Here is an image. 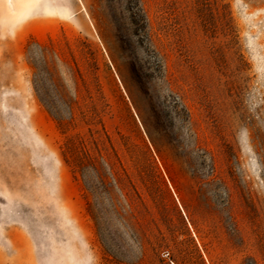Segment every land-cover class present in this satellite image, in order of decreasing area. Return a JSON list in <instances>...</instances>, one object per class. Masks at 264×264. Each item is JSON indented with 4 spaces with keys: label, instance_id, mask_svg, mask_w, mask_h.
Listing matches in <instances>:
<instances>
[{
    "label": "rangeland",
    "instance_id": "374dc122",
    "mask_svg": "<svg viewBox=\"0 0 264 264\" xmlns=\"http://www.w3.org/2000/svg\"><path fill=\"white\" fill-rule=\"evenodd\" d=\"M12 5L0 264H264V0Z\"/></svg>",
    "mask_w": 264,
    "mask_h": 264
},
{
    "label": "trees",
    "instance_id": "16d2710c",
    "mask_svg": "<svg viewBox=\"0 0 264 264\" xmlns=\"http://www.w3.org/2000/svg\"><path fill=\"white\" fill-rule=\"evenodd\" d=\"M143 186H144L145 191H146L145 192L146 196L155 205L158 201V196H157L156 190H154L152 188V186L150 185V183H147V182H143ZM134 194L139 198V195L137 194V192H134Z\"/></svg>",
    "mask_w": 264,
    "mask_h": 264
},
{
    "label": "built area",
    "instance_id": "2783aa9c",
    "mask_svg": "<svg viewBox=\"0 0 264 264\" xmlns=\"http://www.w3.org/2000/svg\"><path fill=\"white\" fill-rule=\"evenodd\" d=\"M162 256H163L164 258H168V253H163Z\"/></svg>",
    "mask_w": 264,
    "mask_h": 264
},
{
    "label": "bare ground",
    "instance_id": "6f19581e",
    "mask_svg": "<svg viewBox=\"0 0 264 264\" xmlns=\"http://www.w3.org/2000/svg\"><path fill=\"white\" fill-rule=\"evenodd\" d=\"M8 2H9V5L13 8L12 0H8Z\"/></svg>",
    "mask_w": 264,
    "mask_h": 264
}]
</instances>
